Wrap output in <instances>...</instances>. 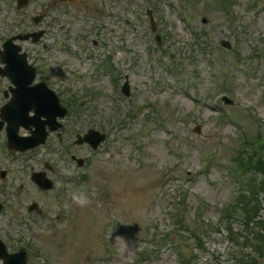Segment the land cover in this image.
I'll use <instances>...</instances> for the list:
<instances>
[{"label":"rangeland","instance_id":"rangeland-1","mask_svg":"<svg viewBox=\"0 0 264 264\" xmlns=\"http://www.w3.org/2000/svg\"><path fill=\"white\" fill-rule=\"evenodd\" d=\"M81 1L99 8L98 0ZM130 2L129 11L125 8L130 21L125 37L130 38L124 47L135 53L129 55L135 60L128 71L132 98L115 102L118 116L107 98L120 93L122 84L112 89L103 80L98 87L85 76L89 65L80 63V68L59 52L57 39L47 42L50 72L64 100L94 91L82 119L69 109L74 122L64 133L63 147L54 137L48 142L45 160L65 191L41 196L34 188L33 201L40 202L43 214L31 227L20 206L24 194L9 198L0 228L29 243L30 264H185L191 254V264H239L243 257L242 264H264V243L261 256L253 253L251 238L244 242L241 237L248 235L242 220L233 221L253 208L246 189L259 176L248 172L249 165L264 168V0ZM141 7L152 11L164 40L158 61L150 54L156 46ZM99 25L96 32L106 33L105 24ZM63 60L67 72L57 77ZM222 96L232 104L225 105ZM111 119V136L101 154L72 145L83 125L104 130ZM71 155L85 158L84 168L72 167ZM22 169L16 164L17 177ZM246 171L250 174H239ZM77 175L86 181L69 182ZM73 192H83L91 203L73 204ZM232 209L238 216L226 221ZM218 224H233L236 235L243 234L229 240ZM171 231L170 241L162 236ZM261 236L264 240V232Z\"/></svg>","mask_w":264,"mask_h":264},{"label":"flooded vegetation","instance_id":"flooded-vegetation-1","mask_svg":"<svg viewBox=\"0 0 264 264\" xmlns=\"http://www.w3.org/2000/svg\"><path fill=\"white\" fill-rule=\"evenodd\" d=\"M0 1V4L3 6L2 8L5 9L2 10L0 5V47L7 39L13 38L16 35L38 34L41 32V37L35 45L31 43L32 37L25 43L19 40H16L15 43L20 45L22 52L27 56L29 64L35 67L36 82H55L54 75L50 72V67L42 59V55L49 51V48L46 49L47 42L51 37L57 39V41L60 38L61 41L70 40L77 33L79 35L72 38V40H78L82 35L87 37L89 34L79 27L80 24L78 22H81L79 19L82 18V14L88 9L89 5L83 4L82 6L81 0H28L24 8L17 9V4L11 0ZM78 28L79 31L76 33ZM70 34L72 36L67 38ZM91 44L95 47L99 46L98 43L91 42ZM57 46H60V43ZM38 47L41 48L43 54L41 52L36 53L34 48ZM52 71L54 72L55 70ZM58 74L59 71L57 70V77ZM54 85L58 84L55 82ZM9 86L10 82L6 78L0 77V108L6 102V90ZM2 142H4L5 147V135L3 131L0 132V188L6 185V189H10L11 181L15 174V162L11 160L16 157V154L10 155L2 147ZM2 171L4 172L3 175ZM19 190L22 192V187ZM28 197L29 195L26 192L22 201H26ZM0 205L3 206L2 211L7 208L1 200ZM1 217L2 214H0Z\"/></svg>","mask_w":264,"mask_h":264},{"label":"trees","instance_id":"trees-1","mask_svg":"<svg viewBox=\"0 0 264 264\" xmlns=\"http://www.w3.org/2000/svg\"><path fill=\"white\" fill-rule=\"evenodd\" d=\"M263 173H264V171H263ZM258 184L259 185L256 187L257 188V193L256 194L258 196L260 194L264 195V181H261ZM256 194H255V197L257 198ZM251 213H252V209H251V211L249 213H246L245 216L243 217V219H244L243 220V225H244L243 229L245 227L247 228L248 226L252 225L251 228H255L258 232L262 233V231L264 230V220L258 219L257 218L259 216L258 214H256V213H252L251 214ZM249 214H250V216H248ZM227 216L229 217V219H227V220H231L230 218H233L235 216L234 210L233 209L230 210V212L227 214ZM245 219H246V221H245ZM258 232H256V233H258ZM258 239H259L258 236L253 237L254 241H257ZM261 241H263V239H261L260 242ZM185 264H186V262H185Z\"/></svg>","mask_w":264,"mask_h":264},{"label":"clouds","instance_id":"clouds-1","mask_svg":"<svg viewBox=\"0 0 264 264\" xmlns=\"http://www.w3.org/2000/svg\"><path fill=\"white\" fill-rule=\"evenodd\" d=\"M71 175V173H69ZM71 200L73 204H76L80 207H85L91 203L87 196L83 194V192H73L71 194ZM65 207H70V205H65Z\"/></svg>","mask_w":264,"mask_h":264},{"label":"water","instance_id":"water-1","mask_svg":"<svg viewBox=\"0 0 264 264\" xmlns=\"http://www.w3.org/2000/svg\"><path fill=\"white\" fill-rule=\"evenodd\" d=\"M6 264H14V263H16V264H25V260H18V262H16V261H10V260H6V262H5Z\"/></svg>","mask_w":264,"mask_h":264}]
</instances>
